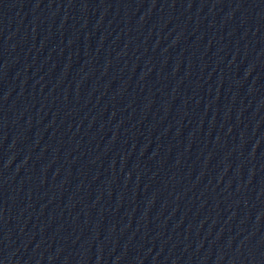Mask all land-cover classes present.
I'll list each match as a JSON object with an SVG mask.
<instances>
[{"label":"water","instance_id":"water-1","mask_svg":"<svg viewBox=\"0 0 264 264\" xmlns=\"http://www.w3.org/2000/svg\"><path fill=\"white\" fill-rule=\"evenodd\" d=\"M0 264H264V0H0Z\"/></svg>","mask_w":264,"mask_h":264}]
</instances>
